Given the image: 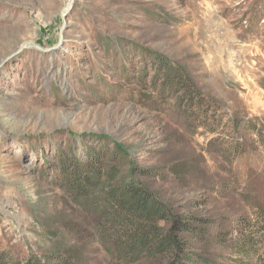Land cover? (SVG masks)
I'll use <instances>...</instances> for the list:
<instances>
[{"label": "rangeland", "instance_id": "obj_1", "mask_svg": "<svg viewBox=\"0 0 264 264\" xmlns=\"http://www.w3.org/2000/svg\"><path fill=\"white\" fill-rule=\"evenodd\" d=\"M179 67L235 137L187 120L157 81ZM264 0H0V258L79 256L115 264L95 217L59 188L67 160L98 153L176 212L197 217L196 251L233 264L221 245L245 221L264 264ZM133 264H164L141 259Z\"/></svg>", "mask_w": 264, "mask_h": 264}, {"label": "trees", "instance_id": "obj_2", "mask_svg": "<svg viewBox=\"0 0 264 264\" xmlns=\"http://www.w3.org/2000/svg\"><path fill=\"white\" fill-rule=\"evenodd\" d=\"M159 78L163 91L179 97L181 115L210 133L229 128L228 152L239 149L235 135L256 126L239 117H225L223 107L200 95L179 67H162ZM262 88L264 84L260 83ZM101 156V155H100ZM98 153L86 160L70 159L59 175V188L80 209L92 214L96 221L93 235L115 264H133L141 259H160L164 264H223L196 251L194 240L200 229L197 217L176 212L148 186L133 175L119 177L106 169ZM256 224L245 221L239 237L221 245L235 258L233 264H251L257 254L258 239L248 232ZM0 264H19L9 257ZM79 256L71 253L32 255L23 264H76Z\"/></svg>", "mask_w": 264, "mask_h": 264}]
</instances>
